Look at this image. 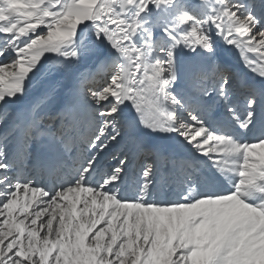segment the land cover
I'll return each mask as SVG.
<instances>
[{
	"label": "snow or ice",
	"instance_id": "snow-or-ice-1",
	"mask_svg": "<svg viewBox=\"0 0 264 264\" xmlns=\"http://www.w3.org/2000/svg\"><path fill=\"white\" fill-rule=\"evenodd\" d=\"M0 264H264V0H0Z\"/></svg>",
	"mask_w": 264,
	"mask_h": 264
}]
</instances>
